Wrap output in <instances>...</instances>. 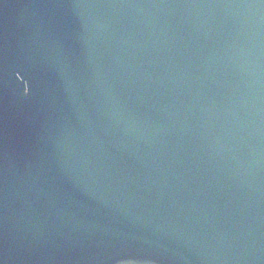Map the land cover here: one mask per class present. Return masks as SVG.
<instances>
[{"label":"water","instance_id":"water-1","mask_svg":"<svg viewBox=\"0 0 264 264\" xmlns=\"http://www.w3.org/2000/svg\"><path fill=\"white\" fill-rule=\"evenodd\" d=\"M0 264H264V0H0Z\"/></svg>","mask_w":264,"mask_h":264}]
</instances>
